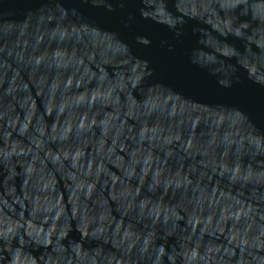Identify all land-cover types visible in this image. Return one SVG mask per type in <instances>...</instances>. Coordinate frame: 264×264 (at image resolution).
<instances>
[{
    "label": "water",
    "instance_id": "95a60500",
    "mask_svg": "<svg viewBox=\"0 0 264 264\" xmlns=\"http://www.w3.org/2000/svg\"><path fill=\"white\" fill-rule=\"evenodd\" d=\"M0 264H264V0H0Z\"/></svg>",
    "mask_w": 264,
    "mask_h": 264
}]
</instances>
